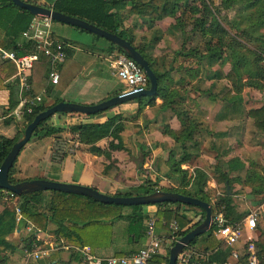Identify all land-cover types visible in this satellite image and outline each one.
I'll use <instances>...</instances> for the list:
<instances>
[{"label":"crops","instance_id":"0c3cea01","mask_svg":"<svg viewBox=\"0 0 264 264\" xmlns=\"http://www.w3.org/2000/svg\"><path fill=\"white\" fill-rule=\"evenodd\" d=\"M36 1L37 4L52 8L56 0ZM151 1L141 0L144 4L152 5ZM181 2L186 3L185 0ZM139 12L132 9L130 0L121 7L119 14L123 21L122 30L126 38H130L136 47L153 59L156 71L167 74L164 84L169 96H172V107H163L164 100L157 98L152 105H140L132 100L93 117L55 114L50 117L47 126L63 128L64 131L49 136L45 131L33 135L17 159L14 178L18 181L46 179L79 184L110 195L128 193L131 188L145 184L160 190L182 189L181 180L170 172L171 159L178 163L186 158L180 165L181 170L187 172L188 180L194 184L195 169L204 170V166H209L210 159V163H214L216 151L212 150L213 145H221L223 140L218 135L222 129L229 130L227 124H223L229 120L230 123L234 121V156L231 151L225 152L226 158L234 157V166H237L236 160L241 163V166L234 169V215H244L245 218L252 209L264 202V133L254 128L253 120L248 116L250 110L264 106V88L259 90L245 87L241 95L234 93V107L228 109V116L227 111H223V65L218 59L207 56L206 44L210 33L206 29L201 32V29L195 28V17L190 15L184 16L182 24L178 25L176 18L171 16L151 18L145 8ZM63 24L53 23L51 28L54 36L57 33L62 36L56 38L69 44L68 59L58 67L60 83L53 85L50 82L49 70L45 73L46 78L35 85L32 83L33 92L35 88L37 92L34 93L43 97V105L49 108L65 101L92 106L120 95L125 84L111 70V60L119 52L112 50L108 40L87 31L88 34L79 35V42L85 47L81 48L66 37L70 32L66 28L68 24ZM22 34L18 39L20 46L25 41ZM4 37L5 31L0 28V40ZM16 74V65L0 56V135L9 139L18 138L22 130L18 123L24 122L23 118L8 117V113L13 110L10 109L11 101L18 104L20 97ZM116 115H121L124 129L120 137L126 150H111V143L118 144L113 137L88 144L80 140L79 133L71 130L81 123L102 124ZM8 120L10 123L6 122ZM191 124L194 126L192 140H186L181 133ZM94 148L103 153L92 152ZM105 153L110 156L107 157ZM153 166L154 173H149L147 177V169L151 170ZM178 180L179 183H176ZM196 209L199 208L184 204L162 208L146 206L144 213L147 217L142 232L132 233L128 222L120 220L112 225L111 230L105 231L107 235L92 241L93 253L98 257H124L136 253L146 243V219L156 215L161 218L156 227L164 244L162 252L157 259H153L152 264H166L164 260L169 259L170 249L174 245L169 240L174 222L179 226L176 216H187L189 223L186 227L179 226V232H184L200 219L201 210ZM129 211L124 209L123 212L126 214ZM164 211L172 213L169 224L160 214ZM13 218L15 206L0 193V264H78V260L72 259L78 247L67 244L55 232V224L48 225L46 231L36 227L37 233L29 231L25 222H16L15 229L8 231V222ZM3 228L9 233L4 234ZM30 237H38L41 244H54L58 249L41 260L27 262L25 245ZM261 237L262 229L256 232L246 229L237 247L242 248L253 239L260 244ZM2 241L14 249L5 248ZM218 243V249L231 251L220 241ZM184 251L191 254L189 264L208 263L213 254L206 250L203 239ZM53 254L57 256L56 259H52Z\"/></svg>","mask_w":264,"mask_h":264},{"label":"trees","instance_id":"16d2710c","mask_svg":"<svg viewBox=\"0 0 264 264\" xmlns=\"http://www.w3.org/2000/svg\"><path fill=\"white\" fill-rule=\"evenodd\" d=\"M29 3H36V0H23ZM128 0H56L52 6L57 12L63 13L65 15L76 17L84 21L89 22L92 25H95L103 30H106L109 33L117 34L120 37H123L130 41L132 45L142 54V56L148 61L150 68L156 74L159 86L156 96L154 97H141L136 100L140 105H152L157 98L164 100L163 107H172L173 101L172 96H169L168 89L164 84V79L167 74H160L154 68L153 59L147 55L141 48L136 47L133 44V41L130 38L125 37V32L122 30L123 21L120 17L119 11L121 7L125 6ZM132 2V9L140 11L145 8L151 18H162L165 15L176 18L177 24H182V16L184 13L180 14L179 5L181 0H152V5L150 3L144 4L141 0H130ZM140 1V2H139ZM196 0H185L184 5L189 6L192 2ZM203 1V0H202ZM241 3V7L238 9V15L241 18H237L234 22L235 28H239L242 23H247L252 29V34L249 31H241L240 33L231 34L227 29H225L221 24H219L214 18L211 22L207 23V16L204 14L201 17V20L198 21L201 25L198 27L201 29V32H204L205 29L209 32V41L206 44L208 57L210 59H218L222 63L227 62L223 58L222 50L227 47L229 50L234 51V64L232 68L226 75V79L231 83V88L228 90V93L225 95V99L231 100L234 98V94L241 95L245 87H253L259 90L264 88V82L260 80H251L250 82H244V76L242 74V66L245 60L244 56L238 54L237 49L246 48L248 43L257 42L258 44L255 47V54L257 55L256 62L260 63L264 61V45L260 44L264 42V35L259 33L261 29H264V0H224L222 6H233ZM205 9L209 13L217 15L218 8H210L205 6ZM197 12H193L195 14ZM182 15V16H181ZM187 14H185L186 16ZM33 16L29 11L16 6L12 0H0V28L5 31V37L3 40H0V47L6 48L15 51L18 56L26 55L30 52V44L24 43L21 46L18 44L19 36L25 32L32 20ZM56 22V21H54ZM198 26V25H195ZM233 36V37H231ZM230 37L231 42H227L226 38ZM112 50H116L119 54H123L120 48H118L113 43H110ZM47 59H42L34 65L33 69V78L32 83L35 85L40 80L45 77V73L48 72L49 66L47 65ZM223 65V64H222ZM259 71L264 78V68H259ZM150 86V81L148 80V87ZM34 92H37L34 88ZM62 102V101H61ZM59 103V102H58ZM17 105V102L12 100L10 109H14ZM50 108V107H49ZM43 104L38 106L31 116H25L24 127L20 132V135L16 139H9L3 135H0V167L9 152L11 151L15 142L20 138L24 129L34 120V118L41 112L47 110ZM67 114V113H61ZM95 116V115H93ZM91 116V117H93ZM248 116L253 120L254 128L260 132L264 133V106L258 109L250 110ZM50 119V118H49ZM43 121L39 127L35 130L34 135H37L41 131H45L46 135H53L55 133H61L64 131L63 128L47 126L48 120ZM10 123V120L6 121ZM184 123V122H183ZM185 125V123H184ZM186 128V127H185ZM124 126L121 123V115H116L110 117L105 123H81L79 125L73 126L72 131L79 133L80 140L84 143H97L98 141L107 138L113 137V139L118 141V144L111 143V150H126L120 133L123 131ZM194 130L193 124L187 127L182 131L181 134L184 135V138L187 140H192L191 136ZM174 136V134H172ZM177 139V137H176ZM92 152L97 154L103 153L101 150L94 148ZM109 157V153H105ZM185 157L181 162H175L171 159L170 172L173 175H177L181 180L182 184H187L190 190L182 189H169L164 191H172L181 193L184 195L192 196L199 198L205 202H208L213 208V215L218 211L224 212L230 224L240 223L244 215H234V200L232 192L228 189L224 195V198L219 200V202L212 204L207 191L205 190L206 184L208 182V174L202 169H195V182L191 184L188 178L187 172L181 170V163L185 162ZM234 158L228 162V170L224 172L226 180L229 181L231 175H234V169L241 166V163L236 160L237 166H234ZM17 162V161H16ZM15 162V164H16ZM239 163V164H238ZM15 164L14 167L10 170L9 180L11 183L20 182L14 178L15 175ZM194 179V176H193ZM230 182V181H229ZM228 187L231 183L227 182ZM156 188H151L150 186L138 187L134 189V192L128 193H118L115 196H133L140 194H147L154 192ZM0 193L2 190L0 189ZM22 201L21 208L25 218L32 221V223L42 231L48 229V225L55 224L57 227L55 232L59 234L67 244L77 246L78 248L90 247L93 251L92 241L97 237H102V235H107L105 231L112 229V225L120 220L127 221L129 228L132 233L138 234L139 231L144 230L143 222L147 215L144 213L146 206H120L116 204L108 205L97 202L96 200L75 194H67L57 191H46V192H37L28 194L20 197ZM170 205H183L180 203H164L155 205L159 208ZM189 206V205H185ZM194 207L195 206H189ZM124 209H129V213L124 214ZM200 209V208H199ZM201 210V218L190 228L184 232H179V237L186 235L189 231L199 225L205 217V212ZM162 218L166 220L169 224L172 213L171 211H164L160 213ZM176 220L179 223L181 228L186 227L189 223L187 216L185 214L177 215ZM16 225V218H13L8 222L10 227L8 231H13ZM4 234H7V230L2 229ZM200 239H203L206 250L212 251L213 254L210 256L208 263L205 264H224L229 257L230 250H220L218 249L219 240L215 235V227H213L209 233L200 236L194 240L187 248L195 246ZM36 243L42 245L40 242H37L34 237H30L26 241V248H31V246ZM2 244L5 248L14 249L13 246L2 241ZM258 253L260 256H264V230L262 229V237L257 242ZM187 248L185 250H187ZM56 255H52V259H56ZM158 256L154 257L157 259ZM80 258V253L76 251L73 252L72 259L78 260ZM163 260H159L162 262ZM166 264H169V259L164 260ZM153 263V262H152ZM56 264H65L57 262Z\"/></svg>","mask_w":264,"mask_h":264},{"label":"built area","instance_id":"2783aa9c","mask_svg":"<svg viewBox=\"0 0 264 264\" xmlns=\"http://www.w3.org/2000/svg\"><path fill=\"white\" fill-rule=\"evenodd\" d=\"M53 9V8H52ZM54 20L48 16H35L29 28L23 32L24 43H29L30 52L23 56L13 50L0 49V56L3 60L12 61L17 68L15 79L19 86L20 97L16 107L8 113V117L17 119L31 116L36 108L43 104V97L33 92L32 74L34 65L42 59L49 62V79L53 85L60 83L58 67L68 59L69 44L62 39L56 38L52 31ZM112 74L124 82L125 89L120 95L137 94L148 87V77L133 59L125 54H117L111 60ZM2 190V189H1ZM5 199L15 206V218L17 223H24L31 232H37L36 226L28 221L22 212L20 197L11 191L2 190ZM161 218L151 215L146 219V243L136 253L124 257L96 256L90 247L77 248L80 253L78 264H152L154 257L158 256L163 249V240L157 233V223ZM215 227V235L221 244L231 249L230 256L224 264H263L264 256L258 253V246L255 240L248 241L242 248H238L246 229L256 232L264 230V202L253 209L240 223L230 224L224 212L218 211L213 215L212 227ZM173 234L169 240L175 244L179 239V226L173 224ZM38 233V232H37ZM36 237V241H38ZM58 247L54 244L38 245L34 243L31 248H26V261L41 260L48 257ZM191 254L183 251L178 257L181 264H189Z\"/></svg>","mask_w":264,"mask_h":264},{"label":"water","instance_id":"95a60500","mask_svg":"<svg viewBox=\"0 0 264 264\" xmlns=\"http://www.w3.org/2000/svg\"><path fill=\"white\" fill-rule=\"evenodd\" d=\"M12 1L16 6L29 11L33 16L51 17L54 21L77 27L81 30L90 32L95 36L106 39L110 43H113L121 49L123 54L133 59L140 67L143 68L150 81V86L141 93L118 95L92 106H84L76 103L62 101L39 113L34 118V120L24 129L20 138L15 142L8 156L2 163L0 167V189L14 192L19 197L37 192L57 191L67 194L86 196L96 200L97 202L108 205L116 204L120 206L130 207L158 205L164 203H180L200 208L205 212L204 220L191 231H189L186 235L180 237V239L170 249L169 264H177L179 255L182 254L183 251L194 240L210 232L213 220V208L208 202L192 196L164 190H156L154 192L143 195H133L126 197L106 194L89 186L56 182L46 179L24 180L17 183L10 182V170L14 167V164L20 156V153L29 143L35 133V130L43 121L49 119L55 114L61 113L92 116L102 112H106L117 106L130 102L132 100H137L141 97H154L157 94L159 86L158 78L154 71L150 68L148 61L127 39L120 37L117 34L109 33L106 30L92 25L82 19L57 12L56 10L47 6H43L37 3H29L23 0Z\"/></svg>","mask_w":264,"mask_h":264},{"label":"rangeland","instance_id":"374dc122","mask_svg":"<svg viewBox=\"0 0 264 264\" xmlns=\"http://www.w3.org/2000/svg\"><path fill=\"white\" fill-rule=\"evenodd\" d=\"M224 2V0H196L194 2L191 3V5L189 4V6H185L184 4H180L179 5V11L180 14L184 13V15L181 17L183 18L185 16V14L190 15L195 17L194 19V26L195 28L200 27L201 25L199 24L198 21L201 20V17H203L202 15H206L207 16V23L209 24L212 20V18H214L219 24H221L225 29H227L229 31V33L231 34H238L241 31H249L250 33L252 32L251 27H249V25L247 23H242L239 28H235L234 26V22L236 21V19L241 18L238 15V9L239 7H241V3L244 1H240L239 4L234 5L233 6H222V3ZM182 3V2H181ZM205 6L210 7V8H218L217 10V15L213 14V13H209L208 10L205 9ZM197 12L195 14H192L193 12ZM190 13V14H189ZM54 24H61L58 22H54ZM64 25V24H63ZM66 28L69 30L70 34L68 36H66L67 38H69L72 41H75L79 47L81 48H85L83 47L80 42H79V35L82 34H88L86 31H81L79 29H76L72 26L66 25ZM199 29V28H198ZM259 33L264 35V29H261L259 31ZM252 34V33H251ZM61 34H56L57 37L61 38L62 36H58ZM72 35V36H71ZM233 37V36H231ZM227 42H231V38L227 37L226 38ZM258 43L257 42H249L248 46H246V48H241V49H237V52L239 55L244 56L245 60H244V64L242 66V74L244 76V82L247 81H251V80H260L264 82V78L262 77L259 68H264V61L257 63L256 59H257V55L255 54V47ZM260 44L264 45V42H261ZM234 51L233 50H229L226 48H224L222 50V55L223 58H225L226 60H228L223 64V70H222V80H223V90H222V95L224 96V102H223V111L225 112V110L227 111V114L229 116L230 112V107H234V98H232L231 100L229 99H225V95L228 93V90L231 88V83L226 79V75L229 72V70L232 68L233 64H234ZM234 94V93H233ZM229 109V110H228ZM228 120V119H227ZM224 126L226 125L227 128L230 130L226 129H222V133H220L218 135L219 138H222L223 141L220 142V146H218L217 143H215L213 145L212 150L216 151L215 155V161L214 163H210L212 161V159H210L209 161V166H204V171H206V173L208 174V182L206 184L205 190L207 191V194L209 195V198L212 202V204H215L217 202H219V200L224 198V195L226 193V190L228 189L230 192H232L233 195V200H234V175L230 177L229 181L226 180L225 176H224V172H226L228 170V162L234 158V157H229L226 158V154L225 152H230L232 156H234V121L233 122H229V120L227 122L223 123ZM19 129H23L24 127V122L23 123H18ZM231 128V129H230ZM20 132V131H19ZM35 138V136L33 137V139ZM30 142V141H29ZM228 156V154H227ZM209 158H211L209 156ZM209 160V159H208ZM154 166L152 167V169H147V177H149V173H154ZM227 173V172H226ZM173 175V174H172ZM175 177V175H174ZM176 178V177H175ZM177 179V178H176ZM188 180V178H187ZM227 182L231 185L230 187H228ZM179 183V180L178 182ZM187 184H184L183 187L185 189ZM190 190L189 186L186 187V190ZM130 192H134V188H131ZM143 195V194H140ZM195 210V209H194ZM199 210V209H196ZM253 210V209H252ZM200 211V210H199ZM201 218V217H200Z\"/></svg>","mask_w":264,"mask_h":264}]
</instances>
